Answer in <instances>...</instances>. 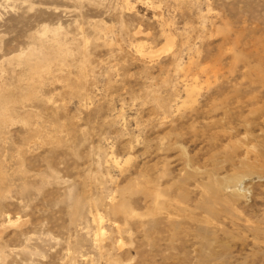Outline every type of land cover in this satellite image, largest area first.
Returning a JSON list of instances; mask_svg holds the SVG:
<instances>
[{
    "label": "rangeland",
    "instance_id": "rangeland-1",
    "mask_svg": "<svg viewBox=\"0 0 264 264\" xmlns=\"http://www.w3.org/2000/svg\"><path fill=\"white\" fill-rule=\"evenodd\" d=\"M0 264H264V0H0Z\"/></svg>",
    "mask_w": 264,
    "mask_h": 264
},
{
    "label": "bare ground",
    "instance_id": "bare-ground-1",
    "mask_svg": "<svg viewBox=\"0 0 264 264\" xmlns=\"http://www.w3.org/2000/svg\"><path fill=\"white\" fill-rule=\"evenodd\" d=\"M47 26L48 25H46V28H44L45 30L43 31V33L40 35H38V36H40L39 38H38V42H39V45H38V42H37V47H35L34 48V45L30 48V49H34V51H31V52H29L28 54H26V51L25 52H23L22 54H24L25 53V55H23V56H19V57H24V56H31L32 57V55H34L35 53H37L38 54V57L36 56V63H35V68H34V70L35 71H43V72H48V71H50V69H51V65H50V63H47V56L48 55H50V53H51V51H53V52H55L56 54H57V52L56 51H59L60 52V54H64L65 52H66V50L61 46V43H60V41H59V39H58V30L56 31V29H54L53 31H51L53 34L52 35H54V36H51V38H48L47 37V32L50 30L49 29V27L47 28ZM42 28V27H41ZM57 28V27H56ZM41 31V32H42ZM36 32H34V34H35ZM39 33V32H38ZM50 33V32H49ZM37 36V37H38ZM50 40H51V42H50ZM37 41V40H36ZM47 42H49V43H51V45L50 46H47V45H49V44H47L46 45V43ZM36 43V42H35ZM53 43H55V44H53ZM56 46V47H55ZM27 50V49H26ZM29 50H27V52H28ZM21 53V52H20ZM54 54V53H53ZM21 55V54H20ZM35 57V56H34ZM54 57V56H53ZM64 58V57H63ZM31 59V58H30ZM49 59H50V56H49ZM28 61H29V59H28ZM50 62V61H49ZM30 63V62H29ZM32 64V63H31ZM31 67V66H30ZM34 71V72H35ZM36 73V72H35ZM49 73V72H48ZM39 73L37 72V75H38ZM41 74V73H40ZM37 75H35V76H37ZM40 76V75H39ZM33 78V77H32ZM35 78V77H34ZM4 107H6V106H4ZM10 108V107H9ZM6 109H8L7 107H6ZM4 111H5V109H4ZM11 111V110H10ZM6 114H8V112L6 113ZM9 115V114H8ZM7 115V116H8ZM4 118H6V117H4Z\"/></svg>",
    "mask_w": 264,
    "mask_h": 264
}]
</instances>
